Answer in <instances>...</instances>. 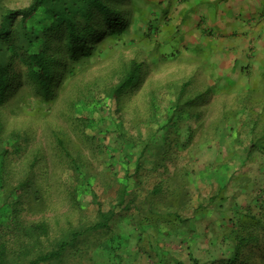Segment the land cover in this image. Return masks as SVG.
Here are the masks:
<instances>
[{"label":"rangeland","instance_id":"374dc122","mask_svg":"<svg viewBox=\"0 0 264 264\" xmlns=\"http://www.w3.org/2000/svg\"><path fill=\"white\" fill-rule=\"evenodd\" d=\"M31 1L0 4L22 8ZM147 2L149 15L139 24L142 33L156 20L154 34L129 36L137 40L132 47L112 42L111 52L78 72L47 108L27 98L0 109L6 130L23 137L7 155L16 176L10 183L35 184L20 187L22 215L48 220L50 241L80 232L70 245L79 248L80 264H206L231 255L230 243L220 241L230 219H264V87L252 88L251 76L229 75L233 60L219 52L218 35H207L204 15H189L186 6L177 12L179 0ZM139 50L144 85L118 97L110 112L97 92L114 86ZM80 113L95 126L84 130ZM95 193L116 214L110 225L88 229L98 221Z\"/></svg>","mask_w":264,"mask_h":264},{"label":"trees","instance_id":"16d2710c","mask_svg":"<svg viewBox=\"0 0 264 264\" xmlns=\"http://www.w3.org/2000/svg\"><path fill=\"white\" fill-rule=\"evenodd\" d=\"M149 5L147 0H32L22 8L0 4V109L14 102L26 103L27 98L38 102V109L47 108L56 102L60 91L69 86L78 72L90 68L96 57L104 58L106 51L111 52L107 49L112 42L132 47L137 40L129 42V36L154 34L160 25L156 20L150 21V28L142 33L139 24L147 19ZM140 53L139 50L136 57L124 61L114 86L97 92L108 99L110 112L114 111L118 97L144 85L145 60ZM190 85V81L182 84L183 94ZM103 100L100 97L98 102ZM80 114L78 118L84 122V130L95 126L89 117ZM54 135L62 152L78 166V159L61 135L56 131ZM22 138L17 130L8 132L0 116V264H80L79 248L70 247L80 232H69V236L65 233L50 241L48 220L31 222L22 215L24 202L20 199V187L35 184L30 179H21L19 185L13 186L10 182L16 176L7 157ZM88 138L93 140L95 135H88ZM140 161L139 166L142 165ZM127 186L120 191V205L129 192ZM96 201L98 221L88 229L110 225L116 214L112 208L104 210L97 194ZM125 208L129 207L123 210ZM263 220L257 215H248L243 220L230 219L220 241L230 243L231 255L214 257L206 264H263ZM248 249L251 255L246 253ZM194 262L204 264L197 259Z\"/></svg>","mask_w":264,"mask_h":264},{"label":"crops","instance_id":"0c3cea01","mask_svg":"<svg viewBox=\"0 0 264 264\" xmlns=\"http://www.w3.org/2000/svg\"><path fill=\"white\" fill-rule=\"evenodd\" d=\"M179 2L183 4H179L177 12L181 13V8L184 9L186 6L189 15L193 13L195 17L204 15L201 19L207 35L220 37L219 52L230 55L226 62L233 60L234 64L229 70V72L233 70L234 73L230 72L229 75L234 78L251 76L252 88L264 87L262 81L264 0H179ZM189 20L190 18L188 22ZM246 68L248 69L245 70Z\"/></svg>","mask_w":264,"mask_h":264}]
</instances>
